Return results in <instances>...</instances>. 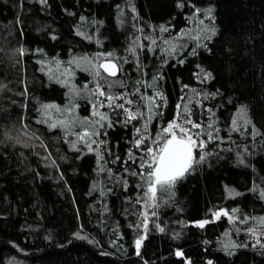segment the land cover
Wrapping results in <instances>:
<instances>
[{"label": "trees", "instance_id": "obj_1", "mask_svg": "<svg viewBox=\"0 0 264 264\" xmlns=\"http://www.w3.org/2000/svg\"><path fill=\"white\" fill-rule=\"evenodd\" d=\"M177 3L0 0V264H264V248L246 232L249 226L257 227L264 243V228L251 219L237 225L226 217L216 220L210 212L239 209L237 215L264 217V199L259 196L264 191V0H190L201 9H213L216 34L210 39L203 38L208 34L200 32L197 21L188 20L193 12L189 2L183 8ZM160 25L169 31L160 32ZM182 32L189 34L177 39ZM197 35L200 41L192 38ZM151 38L156 45H151ZM165 38L178 45L175 54L164 51ZM134 40L136 56L128 51ZM198 43L206 46L197 47ZM20 47L28 50L23 57L16 53ZM108 52L123 70L111 77L99 69L106 82L94 73L105 57L95 58ZM204 73L211 77L203 79ZM137 80L142 83L136 85ZM112 81H123L125 87L116 84L109 89ZM97 82L111 94L129 92L137 103L125 107L140 108L145 116L146 101L139 96L163 93L167 103L156 110L163 114L148 124L152 136L173 119L180 103L205 124L211 115L205 110L212 109L224 138L223 143L208 145L206 151L213 154L180 179L171 196L162 195L159 207L148 209L157 215L149 216L140 255L135 225L144 209L135 201L143 181L132 172L140 171L139 157L144 155L134 145L135 128H142L144 120L125 124L121 110L106 102L99 107L104 97L94 94ZM135 87L140 93L132 96ZM42 104L56 105L60 111L49 109L48 122L38 124ZM242 106L260 135L253 137L241 128L229 138L231 118ZM94 111L106 113L112 123L96 125L100 135L95 139L105 141L99 145L102 160L83 145H77L78 152L66 142L98 120ZM68 120L74 122L71 134L60 124ZM49 123L58 126L50 129ZM205 219L213 222L196 226ZM77 232L87 239L76 238ZM231 241L247 246L226 247ZM178 251L183 256H177Z\"/></svg>", "mask_w": 264, "mask_h": 264}, {"label": "snow or ice", "instance_id": "obj_2", "mask_svg": "<svg viewBox=\"0 0 264 264\" xmlns=\"http://www.w3.org/2000/svg\"><path fill=\"white\" fill-rule=\"evenodd\" d=\"M42 4H46L47 0H40ZM186 0H178L177 7L183 8L185 7ZM190 4V0H187ZM190 6L193 8L192 14L188 17V20L191 22L193 20L198 22V26L200 27V32L202 34L206 33L208 35H204V39H210L211 36H214L216 34V27L214 23V16H213V9L211 7L201 9L197 7L195 4H190ZM132 11L135 13V8L132 9ZM137 17L134 16L133 19H136ZM84 19L83 17L81 18ZM205 20H209L212 23L205 24ZM19 22V21H18ZM138 31L143 32V28H139ZM160 32H168L169 28L160 25L159 26ZM80 35H83V33H78ZM188 32H182L177 39H183L184 36L188 35ZM55 38V37H53ZM88 39H91V37H86ZM194 40L200 41L201 36L197 35L192 37ZM137 40L139 37L136 38ZM145 40H149L150 37L145 35ZM157 41L155 38H151V45H156ZM162 43L164 45H167L168 47L164 49L165 52L169 54H175L177 51L178 45L174 43L173 41L165 38L163 39ZM200 46H206L197 44V47ZM139 47L141 49L144 48L143 44H140ZM179 47H183V45H179ZM149 51H152L153 49L151 46L148 48ZM28 50L24 47H20L16 49V53L23 57ZM129 53L133 56H136V40L132 42V46L128 49ZM193 52H195V49H193ZM100 57H113L112 52L108 53H100L95 58L97 61H99ZM83 59H87V57H84ZM39 63H43L38 61ZM91 63V61H89ZM125 63L128 61L125 60ZM180 63H183V60L180 61ZM57 67H59L60 62L56 61ZM98 70L94 73V78H98L99 80H105L106 78L101 75V72L99 69H102L104 73L107 74V76L115 77L119 72H121L123 69L119 65L118 62H113L112 60L105 59V62L98 63L97 65ZM137 70H139L140 65L137 64ZM41 71H44V67L40 69ZM201 72L203 73L204 70L201 69ZM199 75V74H198ZM211 77V73H204L203 79H208ZM160 77H153V80H156ZM107 82V81H106ZM136 85H140L142 81L137 80ZM119 84L121 88H124V82L123 81H112L108 83L109 89L113 86ZM151 84H148L147 87H151ZM185 88L188 86L185 85ZM195 92V89L192 90ZM27 89H25V92L23 94H26ZM140 93V88L135 87L134 91L131 92L132 96H136ZM98 94L101 97H104V100L98 101L99 107H104L105 102L107 103V107L114 109V110H121L125 116L126 119L124 121L125 124H127L131 120H144L143 127H136L135 128V135H134V145L137 149H141L144 152V155L139 157V172H132V175H139L141 180L143 181L142 184L138 185L141 189V194L136 199L135 203L142 205V209L139 215L142 217L141 223H138L135 225V228L140 229L141 227L147 228V221L149 219V216L155 217L157 215L156 211H148V209H156L159 207V200L162 198V195H168L171 196L173 194L172 190L175 188L176 183L185 177L186 174L190 173L196 165H199L206 161L207 157L209 155H212V151L208 149L209 144H215L217 141L220 143L224 142V138L219 136L220 129L216 127V121L213 119L215 116V113L212 109H206L205 111L207 113H211V115L208 116V122L205 124L204 122H198L192 118V111L188 108L187 104H180L178 103L176 105V113L172 120L167 122L164 126L160 128V130L156 133L155 136H152L148 129V124L151 122V120L157 116L162 115V112L156 111L157 109L162 108L166 105L167 101L164 97L163 93L156 91L153 96H144L140 95L139 99L142 101H146L144 107L147 109V116H145V112L141 111L140 108H137L135 111L132 110L130 107H125V105H133L137 103V101H134L133 99L129 98V92L125 91L123 93L119 94H111L110 92H106L104 90V85L97 82L95 93ZM199 95V93H196ZM209 94L204 93L205 99H207ZM215 95L214 93L212 94ZM184 97H181V100H184ZM160 101L158 103L157 101ZM117 101H121L120 103H117ZM197 105L202 107L200 105V102L197 101ZM95 107V106H94ZM56 108L57 111H60V109L56 105L51 104H42L40 109L38 111L41 114V119H38L36 123H46L49 120V114L48 110ZM94 116L98 117V120L90 121L89 127L85 128L83 131L76 132L75 137L76 139L73 141H66L70 142L73 146V150L75 151H81L80 147H77L78 144L83 145V147L87 148L89 152H95L97 157L102 160L103 155L101 154L99 150V145H102L105 143L103 140H97L95 137L99 136L100 133L96 128V125L99 124L101 128L105 127V124L102 123L103 121H107V127H111L112 123L111 120L108 118L106 113L94 111ZM73 121L68 120L67 122L61 121L60 124L62 127L69 130V134H71V128L73 126ZM230 128L228 129V135L229 138H231L232 132H240L241 128L244 129V133L249 134L253 137L256 135H260L258 129L255 128V125L252 124V120L248 116L246 107L242 106L237 113L231 118L230 121ZM252 125V131L251 133H248V126ZM23 128H27L28 125L23 124ZM58 125L56 123H49V128H56ZM150 141V143H149ZM93 145H97L96 148H93ZM244 151L247 152V147L245 146ZM129 158L133 161V163H136V158L134 157L131 150L128 152ZM120 157H116V160H119ZM55 163V162H53ZM125 164L128 163V161H124ZM240 163H243V159L240 160ZM100 171H105L103 166H101ZM127 171V169H126ZM107 175L109 177L112 176L111 169L107 170ZM125 190L127 188L126 181L124 182ZM94 185V189H95ZM256 188L251 189V191H256ZM229 193L234 192V189H227ZM103 191H101V195H103ZM236 195H240V193H236ZM259 196L261 199H264V191L259 192ZM211 216L218 220L221 217H226L228 221L233 224H248L249 220H255L257 222V225L261 228H264V217H249L248 215H237V213L240 212L239 209H225V208H218L215 210H211ZM213 222L212 220L205 219L197 222L196 226L203 228L206 224ZM157 228L161 232L164 231V228L160 227L159 225H156ZM237 232L241 231L240 228L235 229ZM258 228L255 226H249L246 229V232L255 238L256 243L260 244L262 248H264V243H261L260 236L257 235ZM76 238L78 239H87L86 236H82L80 232L74 233ZM226 235H228L226 233ZM261 236H264V232L260 233ZM145 239V236L143 234L138 233L137 238L135 239V249L136 254L140 255V248L142 245V241ZM92 242L91 240L89 241ZM247 245H238L235 241H231L226 247H246ZM177 256H183L182 252H176ZM190 264V262H188ZM208 264H211V261L208 262Z\"/></svg>", "mask_w": 264, "mask_h": 264}, {"label": "rangeland", "instance_id": "obj_3", "mask_svg": "<svg viewBox=\"0 0 264 264\" xmlns=\"http://www.w3.org/2000/svg\"><path fill=\"white\" fill-rule=\"evenodd\" d=\"M147 225H148V221H147ZM147 228H148V226H147ZM147 228L145 229V228L141 227L140 229H137V235H138V233H140V234H143L144 236H146Z\"/></svg>", "mask_w": 264, "mask_h": 264}, {"label": "water", "instance_id": "obj_4", "mask_svg": "<svg viewBox=\"0 0 264 264\" xmlns=\"http://www.w3.org/2000/svg\"><path fill=\"white\" fill-rule=\"evenodd\" d=\"M105 59L112 60L113 62H118L116 59L108 57V58H103V59H101L100 63L105 62ZM119 65H120V64H119ZM118 74H119V73H118ZM118 74H117V75H118ZM179 252H180V251H179Z\"/></svg>", "mask_w": 264, "mask_h": 264}]
</instances>
